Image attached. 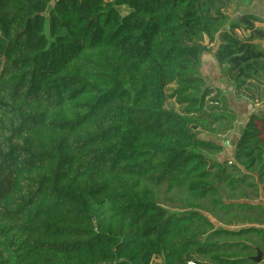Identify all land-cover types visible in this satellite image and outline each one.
Returning <instances> with one entry per match:
<instances>
[{"label": "trees", "instance_id": "trees-1", "mask_svg": "<svg viewBox=\"0 0 264 264\" xmlns=\"http://www.w3.org/2000/svg\"><path fill=\"white\" fill-rule=\"evenodd\" d=\"M239 1L0 0V264H264V117L201 136L237 120L204 54L264 100Z\"/></svg>", "mask_w": 264, "mask_h": 264}, {"label": "crops", "instance_id": "crops-1", "mask_svg": "<svg viewBox=\"0 0 264 264\" xmlns=\"http://www.w3.org/2000/svg\"><path fill=\"white\" fill-rule=\"evenodd\" d=\"M259 1L260 0H255L254 2V0H252V3L254 5ZM249 11L254 14H257L258 16L264 19V8L262 10H251L250 9ZM207 58H208V61L206 62L208 63L209 67L206 69V72L204 71V76L210 79L209 86L217 87L218 89H220L223 92V95L225 96L229 107L237 113V120L233 126V129L230 131L232 132V135H231V139H232L231 145L232 146H230L228 158H226V159H231L233 151H234V145L238 138L239 132L241 128L245 125L248 117L252 113H258L260 116L264 117V100H262L261 102L252 103L243 97H237L235 95L234 87L232 83H230L225 78L220 68L218 67L216 60L214 59L213 52L210 53L208 57H206V59ZM204 63H205V54H204ZM202 65H203V56H202L201 67ZM222 146L223 148L225 147L224 145ZM223 153L224 151L222 152V154ZM226 159H223V160H226Z\"/></svg>", "mask_w": 264, "mask_h": 264}, {"label": "rangeland", "instance_id": "rangeland-1", "mask_svg": "<svg viewBox=\"0 0 264 264\" xmlns=\"http://www.w3.org/2000/svg\"><path fill=\"white\" fill-rule=\"evenodd\" d=\"M108 1V0H107ZM254 2H255V0H254ZM238 3H240V5H242V7L240 6H238L237 4ZM236 5L237 6H234L233 7V9H232V11H234V9L236 8V7H239V10L237 9V12L235 11L232 15H231V18L233 19V20H235L237 17H238V15H237V13H241L242 11H245V10H262L263 8H264V0H260L259 2H257L256 4H254L253 5V3H252V0H241V2L239 1ZM52 5V4H51ZM210 54V52L209 53H206L205 54V63H204V55H203V65H202V67H201V73H202V75L204 76V71L206 72V69L209 67V65H208V63L206 62V61H208V58L206 59V57H208V55ZM206 78H208V77H206ZM209 81H210V79L208 78V79H206V84L209 86ZM171 104V103H170ZM174 108H175V110H178L179 108H178V106L177 105H175L174 106ZM231 135H232V132H228V133H226L225 135H223V134H221V135H218V136H213V135H208V134H203V135H201L202 136V138L203 139H205V140H211V141H213V142H215V143H219V144H222V145H224L225 147H224V153L222 154V152H221V154H219L218 156H217V158H219L220 160H223V159H226V158H228V154H229V150H230V146H232L231 144V141H232V139H231ZM170 209V208H169Z\"/></svg>", "mask_w": 264, "mask_h": 264}, {"label": "water", "instance_id": "water-1", "mask_svg": "<svg viewBox=\"0 0 264 264\" xmlns=\"http://www.w3.org/2000/svg\"><path fill=\"white\" fill-rule=\"evenodd\" d=\"M259 260H260V257H257V258H255V261H257V262H258Z\"/></svg>", "mask_w": 264, "mask_h": 264}, {"label": "built area", "instance_id": "built-area-1", "mask_svg": "<svg viewBox=\"0 0 264 264\" xmlns=\"http://www.w3.org/2000/svg\"><path fill=\"white\" fill-rule=\"evenodd\" d=\"M187 264H194V262L190 261V262H188Z\"/></svg>", "mask_w": 264, "mask_h": 264}]
</instances>
